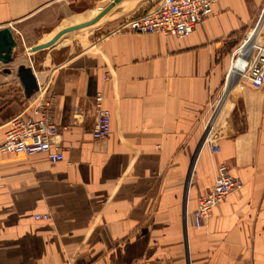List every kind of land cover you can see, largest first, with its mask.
<instances>
[{
    "label": "crops",
    "instance_id": "crops-1",
    "mask_svg": "<svg viewBox=\"0 0 264 264\" xmlns=\"http://www.w3.org/2000/svg\"><path fill=\"white\" fill-rule=\"evenodd\" d=\"M100 1L0 0L40 87L12 98L15 72L0 74V139L44 97L64 154L0 156V264H186L184 207L189 264H264V85H236L264 41V0L217 1L183 38L122 28L158 0ZM97 93L111 124L93 139ZM223 95L235 135L211 154L198 146ZM221 163L241 186L195 228Z\"/></svg>",
    "mask_w": 264,
    "mask_h": 264
},
{
    "label": "built area",
    "instance_id": "built-area-1",
    "mask_svg": "<svg viewBox=\"0 0 264 264\" xmlns=\"http://www.w3.org/2000/svg\"><path fill=\"white\" fill-rule=\"evenodd\" d=\"M217 1L220 0H158L146 11L127 19L122 28L133 33H159L183 38L189 35L199 22L211 15L212 5ZM244 82L254 88L264 85V41L260 43L249 67L240 73L236 82L238 90ZM39 92L38 85L34 93ZM230 98L229 95H223L218 109L208 122L200 139L198 147L206 145L211 154L220 151L222 140L235 135ZM93 109L95 119L91 132L92 138L106 137L110 132L111 113L104 106L103 96L100 93L94 96ZM57 133L58 126L51 115V103L44 97H39L9 119L4 138L0 139V156L8 153L26 155L41 153L45 154L51 162L62 161L64 154L53 142ZM240 186V179L233 176L225 164H219L212 187L198 197L197 206L191 213L193 226L195 228L203 226L211 216L213 209L228 195L237 191ZM34 218L47 219V215L36 214ZM182 232L186 264H189L185 207L183 208Z\"/></svg>",
    "mask_w": 264,
    "mask_h": 264
},
{
    "label": "water",
    "instance_id": "water-1",
    "mask_svg": "<svg viewBox=\"0 0 264 264\" xmlns=\"http://www.w3.org/2000/svg\"><path fill=\"white\" fill-rule=\"evenodd\" d=\"M95 17L94 19H96ZM17 49V43L13 36V31L8 25L0 27V64H8L13 61ZM3 72L10 73L7 67ZM16 75L26 97H30L38 88V79L32 69L23 64L18 65Z\"/></svg>",
    "mask_w": 264,
    "mask_h": 264
},
{
    "label": "rangeland",
    "instance_id": "rangeland-1",
    "mask_svg": "<svg viewBox=\"0 0 264 264\" xmlns=\"http://www.w3.org/2000/svg\"><path fill=\"white\" fill-rule=\"evenodd\" d=\"M141 1H144V0H141ZM108 2V0H103V1H100V2H98L97 4H93L94 5V7L95 8H97V7H99L100 5H102V4H106ZM137 2H139V0H135L134 2H133V4H136ZM133 4H131V5H133ZM125 5H127V6H129V3L128 2H126L125 3ZM93 7V8H94ZM91 18V17H90ZM75 19H79V17H76ZM67 20H69V19H67ZM33 35V34H32ZM35 36V35H34ZM37 39V38H36ZM35 40V38H31L30 37V39H28L27 40V43H31V42H33ZM33 55H31V57H32ZM20 64H25V66L26 65H28L29 64V59H28V56L25 54L24 55V50H23V48H22V46L20 47V48H17L16 49V52H15V55H14V59H13V61L12 62H10V63H8V64H0V74L3 72V68H5V67H7V68H9L10 70H11V72L10 73H8V74H11L13 71L15 72V74H16V70H17V67H18V65H20ZM16 77V81H11V83H8V87H9V97H12V98H16L17 97V95H19L18 94V91H19V89L18 90H16V87H19V84L21 85V83H20V81H19V79H18V77H17V75L15 76ZM18 82H19V84H18ZM4 84V83H3ZM4 87H2L1 85H0V98L2 99L1 101L3 102L5 99H4V96H2V93H4V92H2Z\"/></svg>",
    "mask_w": 264,
    "mask_h": 264
}]
</instances>
